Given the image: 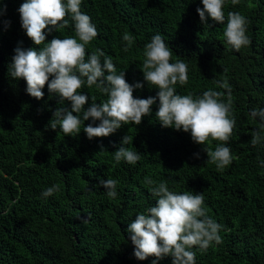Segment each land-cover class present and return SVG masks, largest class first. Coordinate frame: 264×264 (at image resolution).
I'll use <instances>...</instances> for the list:
<instances>
[{
  "label": "trees",
  "instance_id": "obj_1",
  "mask_svg": "<svg viewBox=\"0 0 264 264\" xmlns=\"http://www.w3.org/2000/svg\"><path fill=\"white\" fill-rule=\"evenodd\" d=\"M23 2L0 0V264H153L155 257L140 261L134 256L127 231L137 215L155 206L154 185L146 184V177L166 182L178 194L203 193L207 216L221 226L220 242L205 251L194 247L195 264H264V141L250 143L261 124L250 112L264 109V0L235 5L225 0L223 24L210 18L201 22L202 0H82L81 11L98 32L86 46V59L100 49L112 57L117 74L125 72L129 85L143 84L134 88V98H156L140 125H122L91 140L83 132L91 119L76 137L65 136L59 126L50 128L53 113L70 111L71 102L61 104L47 84L37 100L27 94L25 80L9 75L17 47L40 50L21 27ZM230 11L247 20L250 44L239 51L224 37ZM67 19L69 26L60 32L45 30V43L75 37L74 22ZM125 33L133 36L130 46ZM156 34L173 53L170 63L180 59L188 66V82L177 83V94L195 98L213 90L223 92L227 102V89L220 85L231 88L236 124L224 146L235 159L224 169L203 151L224 142L198 145L190 133L164 128L157 120L158 89L144 81L142 72L145 46ZM79 91L88 96L84 110L108 98L95 86L85 84ZM126 135L130 142L123 146L141 155L135 164L114 160ZM109 178L118 182L115 199L101 183ZM53 185L60 190L44 198L42 192ZM172 261L167 256L157 264Z\"/></svg>",
  "mask_w": 264,
  "mask_h": 264
},
{
  "label": "clouds",
  "instance_id": "obj_2",
  "mask_svg": "<svg viewBox=\"0 0 264 264\" xmlns=\"http://www.w3.org/2000/svg\"><path fill=\"white\" fill-rule=\"evenodd\" d=\"M82 0H24L18 9L21 27L27 37L40 50H27L17 47L9 75L13 79H23L27 84V94L40 100L42 89L47 84L50 94L60 97V103L71 102V110L58 108L53 113L49 125L52 130L59 128L65 136L76 137L81 132V124L91 119L92 123L83 127L89 140L108 137L122 128V125H140L142 118L151 115V106L156 98H134V88H142V83L129 85L125 72L116 73L112 57L96 49L86 59V46L98 32L91 18L81 11ZM238 0H232L235 5ZM203 9L197 13L203 24L210 18L217 24H223L225 0H202ZM3 11H6L4 6ZM74 22L75 37L54 38L45 43V30L50 34L53 30L60 32L69 26V19ZM10 24V22H5ZM246 18L239 12H228L227 25L224 29L226 42L234 50L250 44L246 35ZM78 38V39H77ZM123 40L130 46L133 36L125 33ZM79 41V42H78ZM43 45V47H41ZM125 51L128 50L126 47ZM172 51L162 35L156 34L145 46V60L142 66L144 81L158 89L159 108L156 118L164 128H174L190 133L192 141L198 145L210 144L211 141L224 142L215 147L203 148L209 162L218 169H224L235 159L231 149L224 146L233 134L236 121L232 115L231 88L225 82L220 87L227 89V102L222 100L223 92L208 90L202 96L177 94L175 86L188 82V66L177 59L170 63ZM101 57H105L101 62ZM52 77L49 82V78ZM95 86L107 95V100L84 110L88 96L79 91L84 85ZM76 113L77 115H73ZM82 113V117L81 114ZM253 118L261 121L259 130L255 131L250 141L256 146L264 141V109L250 112ZM96 121L100 123L96 126ZM130 142L126 135L121 146L114 152V160H122L135 164L141 158L137 151L124 147ZM103 151V149H102ZM196 158H199L198 154ZM264 167V161L261 162ZM110 199L117 196V180L107 179L101 182ZM145 183L154 185L152 194L157 198L155 206L150 207L146 214H139L128 226L131 243L134 245V256L144 261L155 257L153 264L167 256L173 258L172 264H195L194 247L207 250L213 242L219 243L218 235L221 226L207 216L203 193L193 194L185 191L178 194L169 190L166 182L156 183L149 177ZM60 190L53 185L42 192L44 198L52 196Z\"/></svg>",
  "mask_w": 264,
  "mask_h": 264
}]
</instances>
